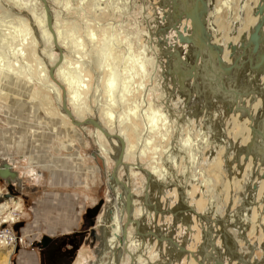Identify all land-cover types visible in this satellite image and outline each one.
I'll return each instance as SVG.
<instances>
[{"label": "bare ground", "instance_id": "obj_1", "mask_svg": "<svg viewBox=\"0 0 264 264\" xmlns=\"http://www.w3.org/2000/svg\"><path fill=\"white\" fill-rule=\"evenodd\" d=\"M14 1L17 3L14 4L12 3L10 5V4H6L4 0H0V22L2 24L6 23V25L9 26L8 30L11 29L12 31L9 34L13 35L12 37L16 38L19 42L16 45V47L13 46L14 48L11 51L12 58L10 60H5L0 52V79L7 77V75H5L7 71H9L10 73L13 72V74H17L19 76L20 73L16 71L14 72L13 67L16 66L19 70H22L23 74L26 75V79L28 81L37 84L39 88H42L47 92L48 95L46 96L47 101H49L50 105H54L59 110L58 111L59 115H61V117L67 122V125H69L72 128L73 126H75L72 123L71 119L62 111L61 104L63 100V92L65 93L66 106L70 110L72 117L74 119L82 121L85 118H89V117L94 118L95 120L98 121L99 124H101V126L105 129V131H107L111 135L116 134L120 136L124 141L123 160L117 169V176L119 180L122 179V181L126 183L131 190L132 211H131V221L126 227L125 239H122V232H121L119 241H115L113 244L114 248H117L118 250L116 256L118 264H179L181 262V259H183L182 262L185 260V264H208L209 259H205V257H203L204 256L203 252L205 251L206 247L210 245L211 242H213L214 240L218 241L217 236H216L217 238H214L215 236L211 237V233L208 231V229L213 228V232H217V233H220V230L218 229L219 226L214 220L215 217L213 219L212 218L208 219L203 214L204 210L206 211L205 209L207 203L206 198L208 197L206 196L208 189L207 188L208 182H209L207 179L209 180L212 179L207 174L208 171L207 173H205V171L204 172L200 171L202 170L199 168L201 167V165L204 166L207 165L205 167L206 168L210 167L209 169H211L212 172L217 171L218 169L224 170L223 172L226 171L225 174H227L228 172L230 177L229 178L226 177L227 180H225L226 182H224L223 184L226 190L225 193L226 197L228 195L227 192L229 190H233V189L241 190L242 188L245 189V187L247 188L251 186L252 190H249V192L252 191L251 194L252 196L250 195L251 203L246 209L245 212L246 216L244 215L245 219L247 220L246 222H242V224H237L239 227L237 228V230L239 233H241L242 231L240 229L246 228L244 225L247 223V225L250 226L249 227L250 230L248 233L247 232L246 233L249 235L252 233H256L259 239L257 244H260V246L263 247L264 249V243H263L264 242V233H263L264 232V129L260 127L259 124L261 122V119H258V117H260V113L264 111V84L262 83V81H264V74L258 73L257 70L254 69V67L256 66L259 60L257 57L258 53L259 52L264 53V44H259L255 52L253 50V46L249 45L248 42V38L252 31V27L257 23V21L260 18V15L256 12V8L258 6L259 0H207L209 10L207 12V17H206V26L210 33V41L213 44H217L222 48L220 54L221 62L219 64L222 72L223 70L229 68L228 73H224V72L222 73V78L223 77L225 78L226 77L225 75L231 73V77L235 80V82L237 80L239 81L240 78L241 81H243V82L240 81V85H239L240 89L237 90L236 87L235 89L231 88L228 82L226 84H223V81L220 79V75H219L220 71L217 74L216 70L218 68L216 67L217 69L216 68H215L216 70L214 69V66L217 63L214 56V52L212 51L208 52L207 50H202V53L200 54V58L207 60L206 61L208 65L207 69H210L209 73H211L210 75L211 78L209 79H213L212 83L215 82L213 84H215L216 87H218V89L221 90V92L225 91L226 94L227 93L232 94L229 98H231L234 101V103L232 102L230 105H228L229 108L227 110H223L224 107L221 106L222 109H218L216 113L217 116L219 117L220 125H222L223 123L226 124L225 126L226 132L224 133L227 136L228 134L231 135L232 141L230 142H232L233 147L234 144H237L234 149L231 146L232 150H234V152L231 153L233 154L232 158L234 156L236 157V160L235 158H233V160L229 159L230 157L228 156V154H229L230 145L228 146V148H226L223 143L217 142L216 140L214 141L212 139V135L210 137V134L207 132V129L205 130L203 128L205 132L201 131L202 128L200 126L202 125L201 124L202 119H199L200 117L199 118L195 117L196 119L194 118V116H198L195 114L196 112L192 114L193 117L189 116V118L187 119L185 118V120L183 119L185 116L188 117V113L185 110L181 109L182 105H184V103L185 104L188 103L189 101L188 99L190 98L189 94L191 93V91H193V87L196 85L195 84L196 82L194 81L195 72L194 73L192 72V75L188 77L187 76L188 71L190 70L191 67L197 68L198 65L201 63L200 59H197V62L194 60V55H193L194 49L192 46L179 44V45H183V47L181 48V50L180 49L178 50L177 48H174V46L172 45V47L174 48L173 51H176V53H179L180 56L182 55L183 59H185V62L181 61L180 64L182 65V67L186 68V72L183 73V71L179 68V64L176 65L178 70H180L185 76L183 77L180 83L179 81H175L174 88L177 87L179 91H176V89L174 91L175 93L174 98L176 99L175 102L173 101L174 102L173 105L166 106V109L163 108L164 106L161 107L159 105L161 108L156 112L154 111L155 113L153 115H149L146 112L147 111L146 109L149 106V101L147 100V94L149 88H151V85L148 84L146 86L144 83V79L146 76V75L143 76V74H145L144 69L146 68L148 72V68L150 69V67H152L151 66L152 63H155L152 62L155 58L156 64L160 66L161 72L164 74L165 70H167L165 69L166 63L159 61V58L157 56V50L155 48L156 41H154L153 39V36L155 37V35L151 36L152 38L144 37L143 40L142 39L139 40V38L136 37L137 39L135 38L136 44L133 46L134 48L125 49L127 52L123 59V64H122L123 67L121 66L122 69L118 70L117 73L113 72L111 69L110 75L107 78L108 81L106 83V87L104 88L103 91L104 97L106 98L107 101L106 103L100 105L99 101L95 100L97 99V96L94 95V91L92 89L91 90L93 91L92 93L93 95H85L83 92L84 90L86 91L88 90L86 88L87 86L83 82L86 81V77H87L86 75L90 76V74L88 72H85L83 68H81L78 65H76V71H69L68 69V65L72 64L70 59H72V61L77 64L80 63L83 66L86 65L84 62V57H82L83 54L81 53L82 51L77 50L80 48L84 49L85 43L83 42L82 39H79V37L72 39L70 36L67 35L68 32L63 30L65 29L66 25H68L66 15H67V11L71 8V5H69L70 2H68L69 0H54L56 5L60 9L58 14L59 17L61 16V19L63 20L62 22L60 20H57L55 14L52 13L53 5H51L50 3L51 0H46L50 8L49 10L52 13V17H53L52 32L47 27L46 10L44 9V5L41 0H30V1L14 0ZM84 1L85 0H82L83 4ZM101 1L103 3H101ZM104 1L106 0H99L100 3H97L95 6L96 8L93 9L94 13L103 11L102 8L104 7L101 6H103ZM107 1L109 2L113 1L114 3L115 0H107ZM125 5L127 4H123V0H117V2L113 5V13H117V15L119 16L121 14L120 12L122 11ZM76 6L78 8V5ZM74 10L77 9L75 8ZM223 10H225L224 12L227 13L226 16L228 19L226 18V20L228 21L225 20L227 23H225V21L220 22L219 15L220 13L223 12ZM82 11L85 12L84 10ZM61 12L63 13L61 14ZM160 18H162L161 15ZM4 19H8V20L4 22L5 21ZM163 19H164V15H163ZM223 24H225V26H223ZM179 26L181 32L183 26L187 27V30L183 32L184 36L190 34L191 29H190L189 21H183L180 23ZM88 29L91 30L92 28L90 29L88 27ZM111 29H112L110 30L112 31L110 36L111 39L108 41L104 40L106 42L105 43L106 49L109 48L110 50L108 53H106L107 55H110V53L111 54L115 53V51L119 52L120 50V44L118 43L115 37L117 32L116 26L113 25ZM97 32L92 30L89 31L90 44H95V40L97 39ZM172 33L171 35L168 34L167 35L170 36L171 38ZM174 36H175V32H174ZM241 39H243L242 42L243 45L247 44L246 47H240ZM173 41L176 42V44H178V42L175 41L174 39ZM2 43L0 39V45H2ZM120 43H123V41H120ZM56 46L61 49L63 57H62V62L54 69L53 79H52L49 76V68L54 65V63L57 61L58 58V50ZM136 47L141 52L135 51L134 49ZM236 47L237 48L240 47L238 48L239 49L238 51L236 50ZM69 50H72L71 53L75 55L74 57L72 58L68 57ZM134 52H137V54L139 55L142 54L141 56L143 60L141 59L139 60V58L136 55H134ZM19 55L25 56V60H26L25 64L23 63L19 65L21 62L20 61L21 58L18 57ZM204 55H206V57ZM109 57L111 59H115L113 55ZM133 58L136 59V62L140 63L141 79L140 82L138 83H135L137 82V80L135 81V79L131 76L130 73V71L132 70L130 66V62H132L131 59ZM183 59L181 58V60ZM33 62H35L34 66L32 65ZM108 67L109 65L107 63L104 66V68L110 70ZM5 68L7 71L3 73V70ZM33 70L37 72L36 75L37 78L34 77ZM73 72L76 73V75L74 74V76H72ZM207 73L205 74L208 75L209 77V74ZM165 74H167V71L165 72ZM129 75H130V79L128 80L126 78ZM165 79H167V77ZM231 81L233 80L231 79ZM151 82L153 84V81ZM233 85L235 86V84ZM236 86L238 85L236 84ZM180 91L182 93H180ZM103 94L101 96H103ZM165 94L167 93L165 92ZM172 94L170 93L171 96ZM235 94H238L239 96L235 98L234 97ZM163 95L161 98L166 96ZM50 96L52 99L48 100ZM93 101L94 104H91ZM191 104H194V102ZM120 105L124 106V111L122 113H117V111L115 112L114 108ZM225 107H227V105ZM208 120L210 122L213 121L212 119L211 121L209 118ZM208 120L204 121L205 125L206 124L208 125L207 122ZM181 121H185L184 122L185 125L190 123V121L191 123L184 130L183 132L184 135L182 134L184 138L181 139L180 142L177 141L178 143H176L175 140H172V134L174 136L173 132L175 130L178 131L179 129H181V126H183ZM196 127L199 128L197 130L199 133L197 132V134L194 131ZM78 128L83 132V134L85 135L84 137H86V139L93 138L94 147L98 150V152H101L104 155L108 163L113 164L114 166V160L117 156L118 149L120 148L117 139L113 137H106L102 132V130L98 128L92 127L93 130L87 131V133L85 131L87 129V126H79ZM253 128L258 129L261 132V137H263V140L260 136H257V138L255 139L256 140L255 147L257 150H259L260 155L256 156L255 158L249 155L247 160H245L244 155L242 154L243 152L241 151L240 154L242 155L239 154L238 156H237V152L243 149L246 146V144L251 140L253 135L252 132ZM138 133H139V137L137 135L138 137L137 142L136 141L134 142L135 136ZM227 138L226 139L224 138L225 141L228 140ZM227 144H229V142ZM97 150L94 159H96L97 157L101 158L103 160V165H104V159L102 156L99 155ZM164 161L166 162V164H163ZM223 162H225L224 164H226V167L228 166V169L226 170L223 169L224 166ZM183 163H185L184 164L185 166L183 165ZM237 163L240 164L241 167H238ZM192 165H194L195 167L197 165L199 166V167L197 166L198 169L196 168L197 175H193L194 178L190 180L189 177L185 176L187 178V182L181 183L179 185L180 187L183 188V190H184L183 186L186 185L185 190L183 191L182 189H178L177 184L175 185L169 184L171 187L170 188L168 187L169 190L167 189V191L165 192L169 195V197H171V199L173 198V200L175 199L179 200L180 205L186 208L187 216L185 214H184L185 216L184 215L182 216V217H187V219L185 218L186 221L184 222L180 221L181 224H177L176 223L177 217L175 216H177L178 211H176V208L172 209L174 206L168 208L165 206L167 209L162 210L158 206V203L148 202V196L150 195L149 194L150 184L152 183L156 184L160 190L162 188H166L167 186H169L167 183L171 182L170 180L174 177L175 172L179 171L182 167L183 168L182 172L184 176L189 171L187 170V168L189 169L191 168L193 172L194 166ZM3 172L6 173V176L4 177L5 182L8 181L7 178H9L10 181H13V179L16 178L13 172L11 174L8 171H6V169ZM102 175L104 177V173H102ZM109 178L110 177H106L107 183L105 180L104 181L106 184L105 187L112 188V198L109 199L108 196H106V200L110 202L109 210L111 211L110 213L111 215L118 203L116 199L118 195L116 192L118 188L116 186L118 185H116ZM219 181L221 182V180ZM216 184L214 185V187L216 186ZM155 186L154 188H156ZM196 192H200V194L197 193L198 195L196 196ZM123 196L125 197L124 192H123ZM118 197L121 198V196ZM124 197L123 199L121 198L122 200H119V208L117 212L119 217V222H117L114 227V231L116 235L113 236L114 238L118 237L121 227L124 226L123 224H125L127 218L125 211V204H124L125 202L123 201L125 200ZM171 199H169V201ZM228 199L229 198L227 197L226 200ZM235 199H237L236 195H235ZM122 201L123 204H121ZM232 202L234 201L232 200ZM14 205L15 207L18 208V210H21V203L18 200L14 199ZM255 211H256V215L252 217L253 215L252 213ZM159 214L161 215L160 218L158 216ZM165 214L166 216L170 215V217H164ZM181 215H179L180 218ZM100 218L101 215H99L98 217L99 220L98 222L101 221ZM106 218L103 221L104 230L106 228V223L108 219ZM220 219H221V215H220ZM174 233L177 234L178 236L177 238H180L181 240L175 239L176 235L175 238H173L172 235ZM247 239L250 240L249 238ZM104 242H105V235H104ZM181 243L184 244L181 245ZM187 243L189 245H187ZM166 244L167 246L169 245L170 248L173 250L172 251L170 249L169 251L175 253L171 257V259L167 262H165L166 259L164 257V252H165L164 249H166ZM186 245L188 248L186 247ZM253 245L251 246L253 250L254 248L258 247V246L255 247L256 245L255 246ZM214 247H216L218 251L221 250L219 248L220 246L218 247L216 246V244ZM238 248L240 249L241 247ZM239 249H237V251ZM14 250H15L14 246L0 247V264H10L11 258L14 254ZM112 250L108 262H106L105 259L103 261V258L105 257L106 254L105 246L103 248L101 257H99V259L96 261H94L95 260L94 259L90 262H95V264H114V256ZM242 250L243 248L241 249V251L239 250L240 252L238 251L236 253L240 254L245 258L244 255L246 253L242 252ZM241 256L239 257L238 260L239 262L244 263V259ZM218 257L219 258L218 259L216 258L214 264H223L222 257L221 256ZM85 260H83V256L81 254H78L75 264H85L86 263ZM238 260L236 259L237 262ZM253 260H254L253 264H262V262H260V260H258L257 258H253Z\"/></svg>", "mask_w": 264, "mask_h": 264}, {"label": "rangeland", "instance_id": "obj_2", "mask_svg": "<svg viewBox=\"0 0 264 264\" xmlns=\"http://www.w3.org/2000/svg\"><path fill=\"white\" fill-rule=\"evenodd\" d=\"M24 1H30V0H24ZM115 1L117 2V0ZM115 1L114 3L113 1L110 2L107 0L104 1L103 6H101L104 7L102 8L103 11L96 13L93 12L94 11L93 9L96 8L95 6L97 3H100L99 0H85L84 4L82 3V0L68 1L70 2L69 5H71V8L67 11V15H66L68 25H66L65 29L63 30L67 31L68 32L67 35L70 36L72 39L79 37V39L83 40V42L85 43L84 49L80 48L77 50L82 51L81 52L83 53L82 57H84V62L86 64L83 66L79 62H78L79 64H77L73 62L72 59H70L72 64L68 65V69L69 71H76V65H78L81 68H83L85 72H88L90 74V76L86 75L87 76L86 81L83 82L87 86L86 88L88 90L86 91L83 89L84 90L83 92L85 95H93L92 93L94 91V95L97 96V99L95 100L99 101V104L102 105L107 101L103 94L104 88L106 87V83L108 81L107 78L110 75L111 69L115 73H117L118 70L122 69L123 59L127 52L125 49L134 48L133 46L136 44L135 42V40L137 39L136 37H138L139 40L141 39L143 40L144 37L152 38L151 36L155 35V37L153 36V39L154 41H156L155 48L157 50V56L159 58V61L166 63L165 69L167 70H165V72L167 71V74L169 76L165 74V72L164 74L161 72L160 66L156 64L155 58L152 61L155 63H152L151 65L152 67H150V69L148 68V72L146 68L144 69L145 74H143V76L146 75L144 79V83L146 86L148 84L151 85V88H149L147 94V100L149 101V106L147 109L146 108L145 109L147 110L146 111L147 114L153 115L162 106H164L163 108L166 109V106L173 105L175 102L176 98H174L175 95L174 91L175 89L176 91H179L177 87L174 88L175 81H179L180 83L183 77L185 76V75L184 76L181 75L180 73L181 71L178 70L176 65L179 64V68L183 71V73L186 72V68L182 67L180 62L178 63V58L175 55V51H173L174 48L181 50V48L183 47V45L176 44V42L173 41L174 32L172 31L173 32L172 33L171 32L172 29L170 28L171 24H173L172 23V13L174 12L173 8L174 6H176L177 12L181 13L184 9L192 7L194 0H129L130 2L128 0H123V4H127V5L124 6L123 8L124 10L122 9V11L120 12L122 15L120 14L119 16L117 15V13H113V5L116 3ZM4 2L10 5L12 3L13 4L17 3L14 0H4ZM261 2L262 0H259V3ZM50 3L51 5H53L52 13L55 14L57 20H60L62 22L63 20L61 19V16L59 17L58 14L60 9L56 5L55 1L51 0ZM101 3L103 2L101 1ZM76 5H78V8L80 7L85 12H83L80 8L78 9ZM75 8L77 10H74ZM224 11L225 10H223V12L220 13L219 15L220 22H224L227 18L226 16L227 13H225ZM62 13L63 12H61V14ZM160 15L162 18H160ZM163 15H164V19H163ZM4 20H5L4 22H6L8 19H4ZM183 21H186L184 17H182L181 19V22ZM226 21L225 23H227ZM112 24L116 26L117 32L115 37L118 43L120 44V50L119 52L115 51V53L112 54L110 53V55H107L106 53H108L110 50L109 48L106 49L105 41L111 39L110 36L112 31L110 30H112L111 29V27L113 26ZM223 26H225V24H223ZM4 27L7 28L5 29ZM88 27L90 29L92 28L91 29L92 31H96V32L98 31L95 44L89 43V38H90L89 31L91 30H89ZM8 28L9 26L6 25V23L2 24L0 22V33H1L0 39H1V43L3 42L2 45H0V52L5 60H10L12 58L11 51L14 48L13 46L16 47V45L19 43L16 38L12 37L13 35L9 34L12 31L11 29L8 30ZM164 28H168L167 32L163 31ZM262 30L264 31V28H262ZM85 31L87 32V34ZM171 33H172V37L170 38V36L168 35H171ZM170 40L173 42H171ZM242 40L243 39H241V41ZM120 41H123L124 44L120 43ZM260 44H264V33L261 35ZM172 45L174 46V48L172 47ZM238 48L236 47L237 51L239 50ZM134 50L137 52H141L139 51V49H137V47ZM71 52L72 50H69L68 52L69 58L75 56ZM137 52H134V55H136L139 58V60L140 59L143 60L141 56L142 54L139 55L137 54ZM259 54L264 55V53L262 52H259ZM111 55H113L115 59H111L109 57ZM204 56L206 57V55ZM18 57L21 58V60L19 59L21 61L20 64L18 62L19 65L26 63L25 56L19 55ZM180 58L183 59V56L181 55ZM131 61L132 62H130V66L132 70L130 71V73L131 76L135 79V81L137 80V82L135 83H138L140 82L141 79L140 63L136 62L135 58L131 59ZM182 61L185 62V59H183ZM206 61H207L206 59L205 60L200 59L201 62L199 64L200 66L198 65V67L194 71L195 72L194 81L196 82L195 83L196 85L193 87V91H191V93L189 94L190 98L188 99L189 100L188 103L187 104L184 103V105H182L181 109L185 110L188 113V117L185 116L183 119L185 120V118L186 119L189 118V116H192V114L196 112L195 114L198 116H194V118L200 117L199 119H202V123H201L202 125L200 126L202 128L201 131L205 132V130L207 129V132L210 134V137L212 135V139L214 141L216 140L217 142L223 143L226 148H228V146L230 145L229 154H228L230 158L229 157L228 158L233 160V158L235 157L233 156L232 158L233 154L231 153L234 152V150H232L233 144L232 142H230L232 141L231 140L232 137L229 134L228 137L224 133L226 132L225 131L226 124L221 123L222 125H220L219 117L217 116L216 111L218 109H222V107H224L223 110H227L229 108L228 105H230L232 102L234 103V101L231 98H229L232 94L230 93L226 94L223 91L221 92V90H219L218 87H216V85L213 84L215 82L212 83L213 79H209L211 78L210 76L211 73H209L210 69H207L208 65ZM33 63L32 65L34 66L35 62ZM107 63L109 65L108 68L110 70L104 68V66ZM216 65L218 64L216 63ZM216 65L214 66V69L216 67L219 69L218 70L216 68L217 70L216 69L215 70L217 74L220 71L219 75H220V79L223 81V84H226L228 82L231 88L235 89L236 87V90L240 89L239 85L241 78L239 81L237 80L235 82V80L231 77V73L225 75L226 76L225 78L224 77L222 78L223 72L221 71L219 66ZM13 68H14V72L16 71L20 73L19 76L17 74H13V72L10 73L5 68L3 70V73L7 71L5 74L7 75V77L0 79V171H5V169H7L9 173L12 174L13 172L15 174L14 175L16 177L15 183H13L12 181H8V182L9 185L14 184L17 195L21 197V199L19 198L18 201L21 203L20 211L22 213L19 225L17 226L16 230L20 234V236H22L23 243L19 249L16 248L14 250V254L11 258L10 264H40V250L39 248L36 247V244L41 240V238L43 236H49L53 240H61L65 236H70L74 232L81 231L82 218L85 215V211L88 208L94 206L97 202H99V200L105 198L106 191L100 176L101 169L99 165H97V163L95 162V159L91 157V152L95 148L93 145V141H94L93 138L86 139V137H84L85 135L78 127L73 126L72 128L69 125H67V122L61 117V115H59L58 113L59 110L54 105H50L49 101H47L46 99V96H48L47 92L44 89L39 88L37 84L28 81L26 79V75L23 74L22 70H19L16 66H14ZM260 70L261 71H257V72L262 73V71H264V64L260 68ZM33 71H34V77L37 78L36 77L37 72L35 70ZM205 73L209 74V77ZM74 74L76 75V73L73 72L72 76H74ZM166 77L168 80L165 79ZM126 79L129 80L130 75ZM231 79L233 81H231ZM151 81H153L154 86ZM262 83L264 84V81H262ZM233 84H235V86ZM236 84L238 86H236ZM207 88L209 89V91ZM169 89L171 92L169 91ZM165 92L167 94H165ZM170 93L171 94L173 93L172 96L174 99L172 98ZM180 93L182 92L180 91ZM102 94L103 96H101ZM163 94L166 96L161 98ZM98 96L99 97L101 96L100 99ZM49 99H52L51 96L50 98H48V100ZM171 101L174 102L172 103ZM193 102L194 104H191ZM91 104H94V101ZM219 104L220 107L222 106L221 108L219 107ZM224 105L225 106L227 105V107H225ZM121 106L122 105L116 106V108H114V111L115 112L117 111V113H122L124 111V106L122 107ZM203 113L206 115V117ZM208 118L210 120L212 119L213 121L211 120L212 122H210ZM258 119H261V122L259 124L260 127L264 129V111L260 113V117H258ZM206 120H208L207 121L208 125L204 124V121ZM181 122L183 126H181V129L178 130L179 132L175 130L173 132L174 136L172 134V140H175L176 143L180 142V140L184 138L183 132L186 129V127L191 123L190 121V123L185 125L184 124L185 121H181ZM198 129L199 128L196 127L194 130L196 134L198 132L197 131ZM92 130L93 128L91 126H87V129L85 131L87 133V131H92ZM137 135L139 137V133L136 134L134 142L135 141L137 142L138 139ZM224 138L225 139L227 138L228 140L225 141ZM228 142L229 144H227ZM236 145L237 144H234L233 149L235 148ZM98 153L104 159V176L108 177V174L110 173L113 164L108 163L106 161V158L101 152ZM224 163L225 162H223L224 165L223 169L226 170L228 169V166L226 167V164ZM163 164H166V162L164 161ZM184 164L185 163H183V165ZM197 166L193 167L194 168L193 172L191 168L190 169L187 168V170L189 171L184 176L182 172L183 168L181 167L179 171L175 172L174 177L170 180L171 182L167 184L168 185L177 184L178 187L177 186L176 187L178 189L183 190V188L180 187L179 185L181 183L187 182L186 177H189L190 180L194 178L193 175H197L196 170L199 167ZM205 166L201 165V167L199 168L202 170L200 171L201 172L205 171V173H207L208 171L207 174L211 177L212 180L207 179L209 182H208V187H207L208 189L206 196L208 197L206 198V202H207L205 208L206 211L204 210L203 214L208 219L211 218L213 219L215 217L214 220L219 226L218 229L220 230V233L213 232V228L208 229V231L211 233V237L213 236H215L214 238L218 237V241L214 240L213 242L210 243V245H208V247H206L205 251L203 252L204 255L203 257H205V259H209L208 264L209 263L214 264L216 258L217 259L219 258L218 256L222 257L223 264H244V263L253 264L254 262L253 258H257L258 260H260V262H262V264H264V259H263L264 249L263 247L260 246V244H257V242L259 241L257 234L256 233H252L250 235L247 234L250 230L249 228L250 226L247 225V223L244 225L246 228L240 229L242 231L241 233H239L237 230V228H239L237 224H242V222H246L247 220L245 219L246 216L245 212L249 204L251 203L252 191L249 192V190H252L251 186L247 188L245 187V189L242 188L241 190H235V189L229 190L230 192L229 191L227 192L228 194L227 197L229 199L226 200L227 198L225 195L226 190L223 184L224 182H226L225 180H227V178L230 177V175L228 174V172L227 174H225L226 171L223 172L224 170L221 169L212 172V170L209 169L210 167L206 168ZM217 179L221 180V182ZM214 183L215 184L217 183L215 187H214L215 185ZM155 185L156 184L153 183L150 184V188H149L150 195L148 196V202L158 203V206L162 210H166L168 207L174 206L172 209L176 208V211H178L177 216H175L177 217L176 223L181 224L180 221L181 222L186 221L187 217H182L184 214L187 216L186 208L180 205L179 200L177 199L173 200V198L171 199V197H169V195L165 193L168 187L170 188L171 186L169 185L166 188H162L160 190L159 187ZM154 186L156 188H154ZM183 187L185 190L186 185ZM197 193L200 194V192H196V196L198 195ZM234 194L236 195L237 199H235ZM169 199L171 200L169 201ZM232 200L234 202H232ZM165 204H167L168 206ZM252 214H253L252 217H254L256 215V211L253 212ZM179 215H181V218ZM220 215H221V219H220ZM158 216L160 218L161 215L159 214ZM164 217H170V215L166 216L165 214ZM172 237L177 240L178 239L181 240L180 238H177L178 236L175 233L172 235ZM247 238L251 240L252 245L254 244L253 246L255 245H256L255 247L258 246L257 247L258 249L254 248L253 250L251 248L252 246L251 242ZM184 243H181V245ZM167 244H166V249H164L165 251L164 257L166 259L165 262L169 261L173 256V254H175L169 251L171 248L169 245L167 246ZM215 244L218 247L220 246L219 248L221 250L218 251V249L214 247ZM187 245L189 244L187 243ZM238 247L241 248L239 249ZM242 248H243L242 252L246 253L244 255L245 258L240 254L236 253L239 250L241 251ZM237 249L239 250L237 251ZM91 252L92 251H90L88 247H85L83 245L79 250L78 254H81L83 256V260L87 259L85 260L87 263V261L93 258ZM240 256L243 257L244 263L239 262L238 259ZM236 259L238 260V262L236 261ZM182 260L183 259H181V262L179 264H185V260L183 262Z\"/></svg>", "mask_w": 264, "mask_h": 264}, {"label": "water", "instance_id": "obj_3", "mask_svg": "<svg viewBox=\"0 0 264 264\" xmlns=\"http://www.w3.org/2000/svg\"><path fill=\"white\" fill-rule=\"evenodd\" d=\"M43 5H44V9L46 10V22H47V27L49 28V30L52 32V13L50 12V8L47 4L46 0H41ZM209 8H208V4H207V0H194L193 5L191 8H186L184 9L181 13L177 12V8L176 6H174L173 8V13H172V23L170 28L172 29V31L175 32V36L173 37V39L175 41L178 42V44H184V45H189L192 46L194 51H193V55H194V60L197 62V59H202L200 58V54L202 53V50H207L208 52L212 51L214 52V56L215 59L217 61V64L220 68V62H221V51L222 48L217 45V44H213L210 41V33L207 29L206 26V17H207V12H208ZM256 12L258 14L261 15V18L259 19V21L254 25V27L252 28V31L250 33V36L248 38V42L249 45L253 46V50L256 52L260 41H261V35L264 33V31L262 30L263 26H264V0H262L261 3L258 4L257 8H256ZM182 17L185 18L186 21L190 22V29L191 32L188 35H183V32H185L187 30L186 26L182 27V32L180 31V23H181V19ZM168 28H164L163 31L167 32ZM243 40L241 41V45L240 47H246V45L242 44ZM58 50V58L57 61L54 63V65L52 67L49 68V76L53 79V71L54 69L62 62V51L59 47H57ZM175 55L178 58V63L181 62V58H180V54L176 53L175 51ZM258 63L256 64V66L254 67L255 70L257 71H261L260 68L263 66L264 64V55L259 54L258 53ZM195 67H191L190 70L188 71V77L192 75V72L194 73L195 71ZM194 70V71H193ZM222 71V70H221ZM229 68L226 70H223L224 73H228ZM182 76H184V74L182 72H180ZM262 73H264V71H262ZM225 92V91H224ZM239 95L235 94L234 97L237 98ZM61 108L62 111L71 119L72 123L75 126H91L93 128H98L100 130H102V132L104 133V135L106 137H113L115 139H117V141L119 142L120 148L118 149L117 152V156L114 160V166L111 170V174H110V180L113 181L116 185H118L121 190L125 193V211H126V222L123 226L122 229V239H125V233H126V227L129 224V222L131 221V211H132V194H131V190L129 188V186L124 183L123 181L119 180L118 176H117V169L119 167V165L122 163L123 160V150H124V141L123 139L116 135V134H109L107 131H105V129L101 126V124L98 123L97 120H95L94 118H85L82 121L76 120L72 117V114L70 112V110L67 108L66 106V102H65V93L63 92V100H62V104H61ZM253 135L251 140L246 144V146L242 149L239 150L237 152V156L241 153V151L243 152L242 154L244 155L245 160H247V158L249 157V155L253 156V158H255L256 156H259V150L256 149L255 147V142H256V138L257 136L261 137V132L256 129L253 128L252 129ZM263 140V137H261ZM95 153H96V149H93V151L91 152V157L95 158ZM236 160V157H235ZM95 162L97 163V165H99L100 169L102 170V173H104V165H103V160L101 158H96ZM238 164V163H237ZM238 167H241L240 164H238ZM6 171H8L6 169ZM102 173H100L101 176V180L102 183L104 185V187L106 186L105 181H104V177L102 175ZM0 176L1 177H5L6 173H4L3 171H0ZM109 192L108 194H106L105 192V196H108L109 199L112 198V188L108 187ZM11 190V187L9 188V191ZM105 191H106V187H105ZM106 198V197H105ZM110 202H108L106 199L103 200L95 209H91L89 210V212L93 211V215L99 217V215H101V221L98 222V218H96L95 220V225H96V229L95 228H91L89 230V236L92 240V243L89 244L90 248H93L94 242L97 241L98 245L96 248L93 249V253L95 254L96 258L94 261L98 260L99 257H101L102 252H103V248L105 245L104 242V235L106 234V231L104 230V219L106 218V216L108 217V214L110 213L109 207H110ZM85 244H88V242H85ZM117 248H113L112 253L114 256V264H118L117 261ZM90 264H95V262H90Z\"/></svg>", "mask_w": 264, "mask_h": 264}, {"label": "flooded vegetation", "instance_id": "obj_4", "mask_svg": "<svg viewBox=\"0 0 264 264\" xmlns=\"http://www.w3.org/2000/svg\"><path fill=\"white\" fill-rule=\"evenodd\" d=\"M108 177H110V173L108 174ZM7 180L10 181L9 178H7ZM104 180L106 181L105 176H104ZM15 181H16V178L13 179L12 182L15 183ZM121 181H122V179H121ZM106 183H107V181H106ZM116 187L118 188L116 191L118 194L116 197L118 203H117V206L114 209L113 213L110 215V213H111V211H110V213L108 214V217H107L108 219L106 218L107 223H106V228H105L106 234H105V245H104L106 254H105V257L103 258V261L105 259L106 262H108L110 259L109 257L111 255V250L114 248V246H113L114 242L119 241V238H120V235L122 232V227H123V226L121 227V230L118 234V237L114 238L113 236H116L115 231H114V227H115L116 223L119 222V217H118V213H117L118 208H119V200H122L124 197L123 192L120 190V188L118 186H116ZM108 192H109V189H108V187H106V193H108ZM121 193H122V195H121ZM118 196H121L122 199ZM124 199H125V197H124ZM103 200H105V198L99 200V202H97L94 206L88 208L85 211V215L82 218V230L81 231L74 232L70 236H65L61 240H53L49 236H43L41 238V240L36 244V247L39 248V250H40V264H74L77 260L79 250L81 249V247L83 245L85 247H88V249L90 251H92L91 254L93 256V258L91 260H89L86 264H89L90 261L95 259L93 249L97 247L98 242L97 241L94 242L93 248L89 247V244L92 243V240L89 236V230L91 228L96 229L95 220H96V218H98V215L94 216L93 211L89 212V210L97 208V206ZM123 201L125 202V200H123ZM123 201L121 202V204H123ZM111 210H112V208H111ZM85 242H88V244H85ZM109 242H110V244H109Z\"/></svg>", "mask_w": 264, "mask_h": 264}, {"label": "built area", "instance_id": "obj_5", "mask_svg": "<svg viewBox=\"0 0 264 264\" xmlns=\"http://www.w3.org/2000/svg\"><path fill=\"white\" fill-rule=\"evenodd\" d=\"M11 190L9 191V188ZM21 199L15 190L14 184L9 185L5 179H0V247L14 246L19 249L23 238L17 232L21 211L14 205V199Z\"/></svg>", "mask_w": 264, "mask_h": 264}, {"label": "crops", "instance_id": "obj_6", "mask_svg": "<svg viewBox=\"0 0 264 264\" xmlns=\"http://www.w3.org/2000/svg\"><path fill=\"white\" fill-rule=\"evenodd\" d=\"M7 156V155H6ZM2 157V156H1Z\"/></svg>", "mask_w": 264, "mask_h": 264}]
</instances>
